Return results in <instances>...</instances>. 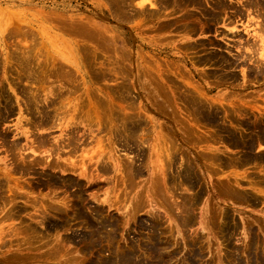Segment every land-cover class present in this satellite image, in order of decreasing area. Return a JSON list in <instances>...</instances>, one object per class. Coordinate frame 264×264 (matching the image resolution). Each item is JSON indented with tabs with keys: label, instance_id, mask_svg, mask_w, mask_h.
<instances>
[{
	"label": "rangeland",
	"instance_id": "374dc122",
	"mask_svg": "<svg viewBox=\"0 0 264 264\" xmlns=\"http://www.w3.org/2000/svg\"><path fill=\"white\" fill-rule=\"evenodd\" d=\"M141 1L0 0V264H264V0Z\"/></svg>",
	"mask_w": 264,
	"mask_h": 264
},
{
	"label": "bare ground",
	"instance_id": "6f19581e",
	"mask_svg": "<svg viewBox=\"0 0 264 264\" xmlns=\"http://www.w3.org/2000/svg\"><path fill=\"white\" fill-rule=\"evenodd\" d=\"M88 1H89V0H88ZM93 1H94V0H93ZM103 1H104V0H103ZM127 1H128V0H127ZM148 1H150V0H142L140 3H138V4H139L138 6H140V7L142 6V7H143L144 3H146V2H147V3H150V2H148ZM255 1H256V0H255ZM91 2H92V1H91ZM91 2H90V3H91ZM152 2H153V1H152ZM157 3H158V2H157ZM173 3H174V1H173ZM132 4H133V3H132ZM150 4H151V6H153L152 3H150ZM154 4H155V0H154ZM186 4H187V3H186ZM128 5H129V4H128ZM148 5H149V4H148ZM174 5H175V4H174ZM192 5H193V4H192ZM101 6H102V5H101ZM104 6H105V5H104ZM130 6H131V5H130ZM155 6H156V5H155ZM157 6H158V5H157ZM162 6H163V5H162ZM185 6H186V5H185ZM190 6H191V5H190ZM219 6H220V5H219ZM261 6H263V5H261ZM145 7H146V6H145ZM148 7H149V6H148ZM194 7H196V6H194ZM217 7H218V6H217ZM220 7H221V6H220ZM222 7H223V6H222ZM105 8H106V6H105ZM129 8H130V7H129ZM132 8H133V7H132ZM152 8H154V7H152ZM157 8H158V7H157ZM172 8H173V7H172ZM174 8H175V7H174ZM179 8H180V7H179ZM183 8H184V7H183ZM183 8H181V9H183ZM198 8H200V7H198ZM215 8H216V7H215ZM259 8H260V7H259ZM259 8H258V9H259ZM161 9H162V8H161ZM164 9H165V8H164ZM176 9H178V8H176ZM218 9H219V8H218ZM254 9H255V8H254ZM134 10H135V9H134ZM158 10H159V9H158ZM165 10H166V9H165ZM178 10H179V9H178ZM216 10H217V9H216ZM250 10H251V9H250ZM262 10H263V9H262ZM159 11H160V10H159ZM163 11H164V10H163ZM163 11H162V12H163ZM220 11H221V10H220ZM253 11H254V10H253ZM160 12H161V11H160ZM162 12H161V13H162ZM187 12H188V11H187ZM52 13H53V12H52ZM129 13H130V12H129ZM131 13H133V12H131ZM153 13H155V12H153ZM153 13H151V15H152ZM161 13H159V14H161ZM159 14H156V15H159ZM238 14H239V13H238ZM141 15H142V14H141ZM42 16H43V15H42ZM242 16H243V15H242ZM136 17H137V16H136ZM154 17H155V16H154ZM225 17H226V16H225ZM256 17H257V15H256ZM151 20H152V19H151ZM198 20H199V19H198ZM102 21H103V20H102ZM58 22H59V21H58ZM199 24H200V23H199ZM80 25H81V24H80ZM200 26H201V25H200ZM258 26H259V24H258ZM263 26H264V25H263ZM263 26H261L260 30H261L262 28L264 29ZM70 27H71V26H70ZM14 28H15V27H14ZM187 29H188V28H187ZM73 30H74V29H73ZM98 31H99V30H98ZM258 31H259V30H258ZM26 33H27V32H26ZM261 34L263 35L262 32H261ZM27 35H28V34H27ZM32 35H33V34H32ZM262 35L259 36V38H260L259 40H261V45H260V46H257V47H259V53H257V52H253V53H255V54L258 55V57H259L258 59H259V62H260L259 65H260V66H261V64L264 65V36H262ZM25 36H26V35H25ZM30 36H31V34H30ZM87 38H88V37H87ZM257 47H256V48H257ZM7 48H8V47H7ZM240 49H241V48H240ZM11 51H12V50H11ZM255 54H254V55H255ZM15 56H16V55H15ZM255 56H256V55H255ZM17 57H18V56H17ZM29 57H31V56H29ZM249 57H250V56H249ZM251 57H252V56H251ZM15 58H16V57H15ZM21 58H22V57H21ZM33 58H34V57H33ZM47 58H48V56H47ZM240 58H241V57H240ZM255 58L257 59V56H256ZM26 59H27V58H26ZM237 59H238V58H237ZM244 59H245V57H244ZM246 59H247V58H246ZM250 59H251V58H250ZM258 59H257V60H258ZM209 60H210V59H209ZM257 60H256V62H258ZM113 61H114V60H113ZM143 61H144V60H143ZM212 61H213V60H212ZM215 61H216V60H215ZM251 61H252V60H251ZM34 62H35V61H34ZM42 62H43V61H42ZM44 62H45V61H44ZM209 62H210V61H209ZM8 63H9V62H8ZM17 63H18V62H17ZM25 63H26V62H25ZM30 63H31V62H30ZM125 63H126V62H125ZM168 63H169V62H168ZM19 64H20V63H19ZM31 64H32V63H31ZM39 64H40V63H39ZM115 64H116V63H115ZM219 64H220V63H219ZM235 64H236V63H235ZM256 64L258 65V63H256ZM5 65H6V64H5ZM33 65H35V64H33ZM41 65H42V64H41ZM222 65H223V64H222ZM259 65H258V66H259ZM13 66H14V65H13ZM18 66H19V65H18ZM20 66L22 67V65H20ZM38 66H39V65H38ZM252 66H254V65H252ZM32 67H33V66H32ZM113 67H114V66H113ZM254 67H255V66H254ZM261 67H262V66H261ZM27 68H28V67H27ZM54 68H55V67H54ZM126 68H127V67H126ZM258 68H260V67H258ZM263 68H264V67H263ZM46 69H47V68H46ZM113 69H114V68H113ZM123 69H124V68H123ZM128 69H129V68H128ZM261 69H262V68H261ZM106 70H108V69H106ZM109 70H110V69H109ZM117 70H118V69H117ZM119 70H120V69H119ZM119 70H118V71H119ZM121 70H122V69H121ZM232 70H233V68H232ZM24 71H26V70H24ZM33 71H34V70H33ZM36 71H37V69H36ZM36 71H35V72H36ZM40 71H41V70H40ZM40 71H39V72H40ZM46 71H47V70H46ZM226 71H227V70H226ZM255 71H256V70H255ZM89 72H90V71H89ZM112 72H113V71H112ZM227 72H228V71H227ZM256 72H257V71H256ZM26 73L28 74L27 71H26ZM41 73H42V72H41ZM122 73H123V72H122ZM52 74L55 75V73H52ZM118 74H120V73H118ZM262 74H263V73H262ZM39 75H40V74H39ZM109 75H110V74H109ZM111 75H112V74H111ZM115 75H116V74H115ZM123 75H124V74H123ZM29 76H30V72H29L27 78H28ZM36 76H37V75H36ZM65 76H66V75H65ZM65 76H64V77H65ZM67 76H68V75H67ZM117 76H118V75H117ZM25 77H26V76H25ZM30 77H31V76H30ZM50 77H51V76H50ZM54 77H55V76H54ZM61 77H62V76H61ZM27 78H26V79H27ZM35 78H36V77H35ZM55 78H56V77H55ZM58 78H59V77H58ZM244 78H246V77H244ZM26 79H25V80H26ZM31 79H32L31 81H33L34 77L31 78ZM36 79L38 80L39 78H36ZM66 79H67L66 81L69 82L68 80L70 79V77H67ZM236 79H237V78H236ZM247 79H248V78H247ZM253 79H254V77H253ZM27 80H28V79H27ZM29 80H30V79H29ZM37 80H34V82L37 81ZM70 80H71V79H70ZM108 80H109V79H108ZM110 80H111V79H110ZM255 80H256V79H255ZM39 81H40V80H39ZM39 81H38V82H39ZM103 81H104V80H103ZM114 81H115V80H114ZM234 81H235V80H234ZM256 81H257V80H256ZM262 81H263V80H262ZM34 82H33V83H34ZM62 82H63V81H62ZM64 82H65V80H64ZM67 82H65V83H67ZM73 83H74V81L71 82V83H67V86H68V84H73ZM156 83H157V82H156ZM24 84H25V83H24ZM29 84H30V83H28V85H29ZM34 84H35V83H34ZM37 84H39V83H37ZM122 84H123V83H122ZM31 85H32V84H31ZM41 85H42V84H41ZM43 85H44V84H43ZM65 85H66V84H65ZM73 85H74V84H73ZM34 86H35V85H34ZM46 86H47V85H46ZM69 86H70V85H69ZM132 86H133V85H132ZM75 87H76V86H75ZM27 88H28V87H27ZM27 88H26V89H27ZM40 88H41V87H40ZM71 88H73V87H71ZM125 88H126V87H125ZM31 89H32V88H31ZM35 90L37 91V89H35ZM55 90H56V89H55ZM55 90H54V91H55ZM73 90H74V88H73ZM26 91H27V90H26ZM28 91H29V89H28ZM39 91H40V90H39ZM54 91H53V92H54ZM117 91H118V90H117ZM31 92H32V91H31ZM72 92H73V91H72ZM28 93H30V92H28ZM70 93H71V92H70ZM54 94H55V93H54ZM56 94H57V93H56ZM56 94H55V95H56ZM86 94H87V93H86ZM25 95H26V94H25ZM55 95H53V97H54ZM74 95H75V94H74ZM123 95H124V94H123ZM188 95H189V94H188ZM28 96H29V95H28ZM28 96H26V97H28ZM37 96H38V95H37ZM59 96H60V95H59ZM63 96H64V95H63ZM68 96H69V95H68ZM80 96H81V95H80ZM103 96H104V95H103ZM115 96H116V95H115ZM29 97H30V96H29ZM34 97H35V96H34ZM34 97H33V98H34ZM38 97H39V96H38ZM61 97H62V95H61ZM61 97H60V98H61ZM122 97H123V96H122ZM31 98H32V97H31ZM36 98H37V97H36ZM56 98H57V97H56ZM60 98H57L58 100L56 99L55 102H57V101L59 102V99H60ZM27 99H28V98H27ZM84 99H85V98H84ZM90 99H91V98H90ZM30 100H31V99H30ZM35 100H36V99H35ZM40 100H41V99H40ZM61 100H62V99H61ZM63 100H64V99H63ZM120 100H122V99H120ZM37 101H38V99H37ZM98 101H99V100H98ZM98 101H97V102H98ZM196 101H197V100H196ZM58 102H57V103H58ZM60 102H61V101H60ZM86 102H87V101H86ZM199 102H200V101H199ZM25 103H26V102H25ZM33 103H34V102H33ZM52 103H53V101H52ZM94 103H95V104H98V103H96V101H94ZM99 103H100V102H99ZM200 103H201V102H200ZM39 104H40V103H39ZM49 104H50V103H49ZM79 104H80V102H79ZM108 104H109V103H108ZM235 104H236V103H235ZM246 104H247V103H246ZM35 105H36V104H35ZM44 105H45V104H44ZM61 105H62V104L59 103V104H58V107H59V106H60V107H63V106H61ZM87 105H88V103H87ZM87 105H86V106H87ZM89 105H90V104H89ZM198 105H199V104H198ZM213 105H214V104H213ZM42 106H43V105H42ZM69 106H70V105H69ZM86 106H85V107H86ZM95 106H96V105H95ZM106 106H107V105H106ZM190 106H191V105H190ZM210 106H212V105H210ZM27 107H28V106H27ZM51 107H52V106H51ZM54 107H56L55 104H54ZM92 107H93V104H92ZM100 107H101V106H100ZM100 107L98 106V108H100ZM135 107H136V106H135ZM240 107H241V106H240ZM36 108H37V107H36ZM47 108H48V106H47ZM47 108H46V109H47ZM49 108H50V107H49ZM56 108H57V107H56ZM89 108H91V107H89ZM102 108H103V107H102ZM54 109H55V108H52V111H53ZM58 109H61V108H58ZM58 109H56V110H58ZM62 109H63V108H62ZM128 109H129V108H128ZM209 109H210V108H209ZM4 110H5V109H4ZM49 110H50V109H49ZM65 110H67V109H65ZM68 110H69V109H68ZM68 110H67V112H68ZM93 110H95V109H93ZM130 110H131V109H130ZM54 111H55V110H54ZM63 111H64V109H63ZM83 111H84V110H83ZM95 111H96V110H95ZM198 111H199V110H198ZM198 111H197V112H198ZM201 111H202V110H201ZM207 111H208V110H207ZM214 111H215V110H214ZM47 112H48V111H47ZM60 112H61V111H60ZM73 112H74V111H73ZM92 112H93V111H92ZM111 112H112V111H111ZM111 112H110V113H111ZM193 112H194V111H193ZM197 112H196V113H197ZM209 112H210V111H209ZM5 113H6V112H5ZM56 113H57V112H56ZM56 113H55V114H56ZM213 113H214V112H213ZM234 113H235V112H234ZM51 114H53L52 116H54V113H51ZM57 114H58V113H57ZM73 114H74V113H73ZM198 114H199V113H198ZM198 114H197V115H198ZM242 114H243V113H242ZM93 115H94V114H93ZM99 115H100V114H99ZM99 115H98V116H99ZM115 115H116V114H115ZM243 115H244V114H243ZM245 115H246V113H245ZM251 115H252V114H251ZM55 116H56V115H55ZM64 116H65V115H64ZM67 116H68V115H67ZM90 116H91V115H90ZM200 116H201V115H200ZM68 117H69V118H68ZM68 117H67V118L70 119V115H69ZM87 117H88V116H87ZM111 117H112V115H111ZM142 117H143V116H142ZM209 117H210V116H209ZM252 117H253V116H252ZM263 117H264V116H263ZM54 118H55V117H54ZM76 118H77V117H76ZM93 118H94V117H93ZM123 118H125V117H123ZM255 118H256V117H255ZM258 118H259V117H258ZM261 118H262V117H261ZM90 119H91V118H90ZM105 119H106V118H105ZM114 119H116V118H114ZM130 119H131V118H130ZM256 119H257V118H256ZM48 120H49V119H48ZM51 120H52V119H51ZM110 120H111V118H110ZM118 120H119V119H118ZM122 120H123V119H122ZM258 120H259V119H258ZM44 121H45V120H44ZM57 121H58V120H57ZM89 121H90V120H89ZM131 121H133V119H131ZM46 122H48V121H46ZM51 122H52V121H51ZM55 122H56V121H55ZM123 122H124V120H123ZM125 122H126V121H125ZM125 122H124V124H125ZM127 122H128V121H127ZM136 122H139V121H136ZM253 122H254V121H253ZM255 122H256V121H255ZM255 122H254V124H255ZM52 123H53V122H52ZM89 123H90V122H89ZM99 123H100V122H99ZM112 123H113V122H112ZM117 123H118V122H117ZM119 123H120V122H119ZM131 123H132V122H131ZM204 123H205V122H204ZM35 124H36V122H35ZM60 124H61V123H60ZM62 124H63V123H62ZM62 124H61V125H62ZM102 124H103V123H102ZM121 124H123V123H121ZM121 124H120V125H121ZM100 125H101V124H100ZM115 125H116V124H115ZM220 125H221V124H220ZM113 126H114V125H113ZM253 126H254V125H253ZM48 127H49V126H48ZM59 127H61V126H59ZM63 127H64V126H63ZM92 127H95V126L93 125ZM117 127H118V126H117ZM253 128H254V127H253ZM62 129H63V128H62ZM123 129H124V128H123ZM123 129H122V130H123ZM138 129H139V128H138ZM138 129H137V130H138ZM243 129H244V128H243ZM125 130H128V128L126 127V129H124V131H125ZM132 130H133V129H132ZM222 130H223V129H222ZM222 130H221V131H222ZM256 130H257V129H256ZM129 131H130V130H129ZM138 131H139V130H138ZM112 132H113V131H112ZM112 132H111V133H112ZM115 132H116V131H115ZM117 132H118V131H117ZM121 132H122V131H121ZM139 132H140V131H139ZM108 133H109V132H108ZM122 133H123V132H122ZM141 133H142V132H141ZM130 134H131V133H130ZM136 134L138 135V132H137ZM128 135H129V134H128ZM123 136H124V135H123ZM138 136H139V135H138ZM93 137H94V136H93ZM139 137H140V136H139ZM108 138H109V137H108ZM239 138H240V137H239ZM97 140H98L97 143H101V141H100L99 139H97ZM108 140H109V139H108ZM117 141H118V140H117ZM131 142H132V141H131ZM140 142L142 143V140H141ZM245 142H246V141H245ZM66 143H67V142H66ZM91 143H92V142H91ZM129 143H130V142H129ZM230 143H231V142H230ZM86 144L88 145V143H86ZM109 145H110V144H109ZM64 147H65V146H64ZM102 147H103V146H102ZM96 148L99 149V152L97 151V149L93 148V149H91V150H93L92 153L95 154V152H97V153H101V152H103V151L100 150L101 146L98 145V147H96ZM248 148H249V147H248ZM94 149L96 150L95 152H94ZM90 153H91V152H90ZM104 153H105V152H104ZM105 155H106V154H105ZM158 155H159V154H158ZM72 156H73V155H72ZM92 156H93V155H92ZM254 156H255V155H254ZM69 157H70V156H69ZM90 157H91V156H90ZM110 157H111V156H110ZM259 157H261V156H259ZM70 158H71V157H70ZM158 158H159V157H158ZM111 159H112V158H111ZM113 159H114V158H113ZM113 159H112V160H113ZM161 159H162V158H161ZM250 159H251V158H250ZM68 160H69V159H68ZM159 160H160V159H159ZM170 160H171V159H170ZM247 160H248V159H247ZM95 161H96V160H95ZM99 161H100V159H99ZM215 161H217V160H215ZM258 161H259V159H258ZM29 162H30V161H29ZM44 162H45V161H44ZM89 162H91V161L89 160ZM101 162H102V160H101ZM112 162H113V161H112ZM246 162H247V161H246ZM259 162H260V161H259ZM263 162H264V161H263ZM60 163H61V162H60ZM62 163H63V162H62ZM115 163H116V162H115ZM162 163H163V162H162ZM170 163H171V162H170ZM224 163H225V162H224ZM224 163H223V165H224ZM233 163H234V161H233ZM261 163H262V162H261ZM110 164H111V163H110ZM127 164H128V163H127ZM173 164H174V163H173ZM234 164H235V163H234ZM241 164H242V163H241ZM245 164H246V163H245ZM42 165H43V164H42ZM98 165H99V163H98ZM100 165H101V164H100ZM239 165H240V164H239ZM243 165H244V164H243ZM40 166H41V164H40ZM160 166H161V165H160ZM92 167H93V166H92ZM114 167H115V165H114ZM157 167H158V166H157ZM157 167H156V168H157ZM161 167H162V166H161ZM50 168H51V167H50ZM50 168H49V169H50ZM54 168H56V167H54ZM99 169H100V168H99ZM118 169H119V168H118ZM161 169H162V168H161ZM53 170H54V169H53ZM61 170H62V169H61ZM109 170H110V169H109ZM129 170H130V169H129ZM187 170H188V169H187ZM146 171H147V170H146ZM137 172H138V170H137ZM161 172H162V171H161ZM101 173H102V172H101ZM132 173H134V172H132ZM180 173H183V172H180ZM185 173H186V172H185ZM93 174H94V172H93ZM130 175H132L131 172H130ZM130 175H129V176H130ZM180 175H181V174H180ZM130 177H131V176H130ZM86 178H87V177H86ZM257 178H258V177H257ZM257 178H256V179H257ZM91 179H92V178H91ZM187 179H188V178H187ZM258 179H259V178H258ZM263 180H264V179H263ZM133 183H134V182H133ZM181 183H183V182H181ZM184 183H185V182H184ZM188 183H189V182H188ZM193 183H194V182H193ZM133 185H134V184H133ZM261 185H263V184H261ZM183 186H184V185H183ZM186 186H187V185H186ZM186 186H184V187H186ZM191 187H192V186H191ZM9 188H10V187H9ZM179 188H180V187H179ZM187 188H188V187H187ZM190 189H191V188H190ZM230 189H231V188H230ZM168 190H169V189H168ZM183 190H184V188H183ZM187 190H188V189H187ZM167 192H168V191H167ZM230 192H231V191H230ZM236 192H237V191H236ZM236 194H237V193H236ZM238 194H239V193H238ZM233 196H234V195H233ZM180 197H181V196H180ZM193 197H194V196H193ZM197 197H198V196H197ZM234 198H235V197H234ZM178 199H179V198H178ZM180 199H181V198H180ZM185 199H186V198H185ZM190 199H191V198H190ZM196 199H197V198H196ZM96 201H97V200H96ZM185 201H186V200H185ZM173 203H174V202H173ZM184 203H186V202H184ZM192 203H193V202H192ZM182 204H183V203H182ZM182 204H181V205H182ZM188 204H190V203H188ZM110 206H111V205H110ZM132 206H133V205H132ZM134 206H135V205H134ZM151 206H152V205H151ZM176 206H177V205H176ZM185 206H186V205H185ZM188 206H189V205H188ZM108 207H109V205H108ZM114 207H115V206H114ZM180 207H181V206H180ZM186 207H187V206H186ZM124 208H125V207H124ZM134 208H135V207H134ZM134 208H133V209H134ZM184 208H185V207H184ZM190 208H191V207H190ZM135 209H136V208H135ZM181 209H182V208H181ZM187 209H188V207H187ZM184 211L186 212L185 209H184ZM184 211H183V212H184ZM173 214H174V213H173ZM186 214H187V213H186ZM180 215H181V214H180ZM188 215H189V214H188ZM175 216H176V215H175ZM129 217H130V216H129ZM131 217H132V216H131ZM98 219H99V218H98ZM39 220H40V219H39ZM93 220H94V219H93ZM5 221H6V220H5ZM106 222H107V221H106ZM96 224H97V223H96ZM108 224H109V223H108ZM101 225H102V224H101ZM104 225H105V224H104ZM99 227H100V226H99ZM50 228H51V227H50ZM89 228H90V227H89ZM100 228H101V227H100ZM106 228H107V227H106ZM53 229H54V228H53ZM109 229H111V228H109ZM47 230H48V229H47ZM104 230H106V229H104ZM110 231H111V230H110ZM95 232H96V231H95ZM99 232H100V231H99ZM111 232H112V231H111ZM111 232H110V233H111ZM158 232H159V231H158ZM113 233H114V232H113ZM93 235H94V234H93ZM113 235L115 236V234H113ZM101 237H102V236H101ZM92 240H93V238H92ZM157 241H158V239H157ZM162 242H163V241H162ZM115 243H116V241H115ZM150 243H151V241H150ZM150 243H148V244H150ZM158 243H159V241H158ZM107 244H108V243H107ZM109 245H110V244H109ZM136 245H137V244H136ZM111 246H112V245H111ZM127 247H128V246H127ZM132 248H133V247H131V249H132ZM140 248H141V246H140ZM165 248H166V247H165ZM53 249H54V248H53ZM127 252H128V251H127ZM152 253H153V252H152ZM118 255H119V254H118ZM122 255H123V254H122ZM147 255H148V254H147ZM111 256H112V255H111ZM13 257H15V256H13ZM148 257H149V256H148ZM16 258H17V257H16ZM115 259H116V258H115ZM8 260H9V259H8ZM10 260H12V259H10ZM116 260H117V259H116ZM116 260H115V261H116ZM152 260H155V259H151V261H152ZM49 261H50V263H51L52 260H49ZM102 262H103V260H102ZM15 263H16V262H15ZM104 263H106V262H104ZM44 264H45V263H44ZM65 264H66V263H65ZM162 264H163V263H162Z\"/></svg>",
	"mask_w": 264,
	"mask_h": 264
}]
</instances>
